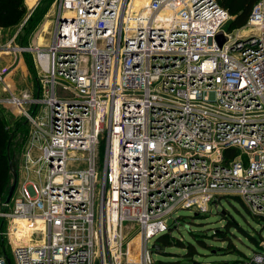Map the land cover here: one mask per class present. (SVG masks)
<instances>
[{
  "label": "built area",
  "instance_id": "2783aa9c",
  "mask_svg": "<svg viewBox=\"0 0 264 264\" xmlns=\"http://www.w3.org/2000/svg\"><path fill=\"white\" fill-rule=\"evenodd\" d=\"M54 13L48 46L20 49L37 56L39 98H0L31 128L0 198V264H161L149 243L179 210L233 197L264 218V0L233 31L217 0H56Z\"/></svg>",
  "mask_w": 264,
  "mask_h": 264
},
{
  "label": "rangeland",
  "instance_id": "374dc122",
  "mask_svg": "<svg viewBox=\"0 0 264 264\" xmlns=\"http://www.w3.org/2000/svg\"><path fill=\"white\" fill-rule=\"evenodd\" d=\"M24 3L27 18L37 9L47 8V10L41 24L30 33L27 32L26 18L14 27L0 28V98H9V93L19 98L26 95L29 98L35 97L37 84L41 80L37 56L34 52L20 49L23 46H48L53 33L56 0H24ZM40 59L44 64L46 58L41 55ZM31 64L33 69L30 68ZM30 107V104L24 105L26 110ZM0 116L10 131H13L22 121H27L21 109L13 104L0 105ZM26 129L28 134L24 149L14 157L18 167L24 158V153L30 147L31 128L28 125ZM35 156L37 157L38 153ZM223 211L226 212V216H222ZM196 213L190 210H179L174 215V220L167 221L172 229L171 233H168L169 243L172 246H164L163 251L159 253L153 250L156 261L161 264H260L257 259L264 251L263 217L254 216L240 199L233 197L223 198L217 204L211 205L210 212L202 213L198 217H195ZM230 218L254 235L258 245L253 244L236 229L231 230L234 234L230 235L231 245L222 241L224 238L216 236L215 230L223 229L226 219ZM176 221L179 223L178 226L175 224ZM162 236L150 241L151 249ZM176 240L183 241L185 245L195 246L198 254L193 260L187 258V249L180 248ZM200 240L206 241L207 246L202 247ZM136 241L138 239L131 245L134 246Z\"/></svg>",
  "mask_w": 264,
  "mask_h": 264
},
{
  "label": "trees",
  "instance_id": "16d2710c",
  "mask_svg": "<svg viewBox=\"0 0 264 264\" xmlns=\"http://www.w3.org/2000/svg\"><path fill=\"white\" fill-rule=\"evenodd\" d=\"M221 6L226 9L229 14L232 16V20L228 25V30L233 31L235 29H239L244 27L253 12L254 7L261 0H217ZM47 8L45 9H37L34 14H32L29 18L26 17V7L24 0H0V28H10L20 24L25 18L27 19L26 24L28 26L27 32L30 33L35 30L43 20L45 16ZM26 41V40H25ZM27 44V42H26ZM30 68L33 69L32 64ZM28 124L26 120L22 121L18 124V126L10 131L5 124V121L0 116V198L5 199L8 189L12 184V173L10 170L9 159H8V144L11 138L12 133L17 131L14 139L11 144V159L16 166V161L14 157L20 154L27 141L28 130L26 129ZM21 136V137H20ZM18 169V166H16ZM238 199V198H236ZM232 229L238 230L242 235L248 238L253 244L258 245V241L256 237L245 229H243L237 222H235L232 218L226 219V225L223 229L215 230L216 236L224 238L222 241L228 243V245L232 244V237L230 235H234L231 233ZM170 235L162 236L157 242L162 248L164 246L171 247L169 243ZM180 246V248L187 249V258L193 260L194 256L198 254L195 246L192 244L185 245L183 241L176 240ZM202 247L207 246V242L204 240L199 241ZM264 253V251L262 252ZM198 264V263H196Z\"/></svg>",
  "mask_w": 264,
  "mask_h": 264
},
{
  "label": "water",
  "instance_id": "95a60500",
  "mask_svg": "<svg viewBox=\"0 0 264 264\" xmlns=\"http://www.w3.org/2000/svg\"><path fill=\"white\" fill-rule=\"evenodd\" d=\"M216 40H217V42H218L220 47H222L223 44L225 43V37H224L223 34H219L217 36ZM39 96L40 95H39V83H38L37 84L36 97L39 98ZM36 108L37 107L35 106L34 109L32 110L31 117L34 116V114L36 112ZM28 122H29V120L26 121V123H28ZM16 132L17 131H14V133H12V135H11V138H10L9 144H8V151H7L8 159H9V165H10V170H11V173L13 175V181H12V184L10 185V187L8 189V193H7V195H6L5 199H4V204H6V205L10 204V202L12 201V198H13V196L15 194V191H16V189L18 187L19 172H18V169L16 168V166L14 165V163H13V161L11 159V154H10L11 153V144H12V141L14 139V136H15ZM221 214H222V216H226V212L225 211H223ZM198 216H199L198 214L195 215V217H198ZM153 249H154V251H156L158 253L163 251V248L158 243L153 245Z\"/></svg>",
  "mask_w": 264,
  "mask_h": 264
},
{
  "label": "bare ground",
  "instance_id": "6f19581e",
  "mask_svg": "<svg viewBox=\"0 0 264 264\" xmlns=\"http://www.w3.org/2000/svg\"><path fill=\"white\" fill-rule=\"evenodd\" d=\"M169 13V12H168ZM168 13H166V15H168ZM169 16V15H168ZM44 58H46L44 64H47L48 58L47 56H43ZM14 235V234H13ZM17 237H21L23 235V233H16ZM15 241H17V238H15ZM139 241V239H138Z\"/></svg>",
  "mask_w": 264,
  "mask_h": 264
}]
</instances>
